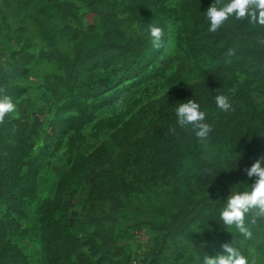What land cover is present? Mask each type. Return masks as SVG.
Wrapping results in <instances>:
<instances>
[{"label": "rangeland", "instance_id": "374dc122", "mask_svg": "<svg viewBox=\"0 0 264 264\" xmlns=\"http://www.w3.org/2000/svg\"><path fill=\"white\" fill-rule=\"evenodd\" d=\"M71 1L77 6L76 14L62 23L67 22L78 30L82 43L97 38L98 44L104 47L114 46L111 54L105 56L99 45L79 51V46L75 47L77 39L69 36H57L50 44L31 17L35 1L0 0V87L6 90L4 94L13 97L16 105V111L6 120L21 118L17 103L23 100L29 124H35L30 138L31 156L44 146L33 194L17 199L0 196V218L10 241L21 249L29 264H47L40 230L41 208L50 204L60 175L69 168L76 154H88L106 140L113 146L111 155L76 180L65 196L71 202L67 210L72 219L71 234L77 240V251L83 255L85 264H202L205 255L222 253L225 243H232L243 255L255 257L257 264H264V250L260 248L264 241L262 221L252 229L255 238L247 239L246 243L238 242L236 238L241 234L234 227L224 228L220 213L211 212L196 218L184 234L174 239L162 237L166 230L163 224L170 222L194 183L200 164L204 161L226 163L241 149V140L211 138L205 147L197 141L194 132L177 125L174 108L170 113L143 119L136 135L124 147H117L111 141L112 134L123 129L131 117L140 118L138 111L143 104L201 78L184 26L182 0L154 4L152 14L144 19L136 18L121 0ZM107 10L113 13L121 36L109 43L102 39L99 19V14ZM235 22L230 19L216 34L230 36ZM147 24L164 29L165 40L169 42L167 52L153 48L145 31ZM52 48L61 50L64 59L56 61L49 57L47 53ZM230 49L235 55L227 54ZM96 53L101 57L84 66L89 55ZM222 55L236 66L232 85L222 93L229 97L234 110L222 112L216 103L200 110L206 113V122L212 127L219 123L229 129L242 120L245 125L258 126L261 133L253 137L258 159L264 154V74H252L235 46L225 49ZM137 57L143 64L142 70L118 85L123 89L115 100L91 107L93 98L83 96L65 106L68 110L56 115L53 126L54 114L65 95L61 93L57 76L71 80L80 71L100 76ZM167 57L170 60L163 75L140 76L144 71L157 69ZM75 66H79L76 71ZM23 69L24 74H20L19 70ZM82 110H86L88 120L80 129L74 130L64 120L59 123L68 114ZM36 112L42 117L37 123ZM100 120L102 124L95 125ZM173 128L175 132L171 131ZM13 132L8 135L11 143ZM171 151L173 171L158 169L159 156ZM252 183L254 178L246 176L240 182H219L206 192L227 198L230 192L248 191ZM226 234L232 236L221 239Z\"/></svg>", "mask_w": 264, "mask_h": 264}, {"label": "trees", "instance_id": "16d2710c", "mask_svg": "<svg viewBox=\"0 0 264 264\" xmlns=\"http://www.w3.org/2000/svg\"><path fill=\"white\" fill-rule=\"evenodd\" d=\"M35 1L32 19L37 23L39 32L48 43H54L57 36H69L77 39L75 44L79 51L88 50L92 45L103 47L105 56L111 54L115 47H104L98 44V39H88L83 43L78 30L71 24L64 22L67 17L76 14L75 3L71 0H26V3ZM165 0H121L122 5L138 19L147 18L152 14V6ZM214 0H182V13L184 26L190 41L194 64L198 69L201 78L184 86L173 88L155 100L143 104L139 108V117L133 116L123 129L114 132L111 141L117 147L127 145L132 137L136 135L142 120L154 115L170 113L179 103L193 99L200 107H208L215 104V97L221 95L233 83L236 77V66L229 63L222 55L225 49L235 46L242 53L243 61L252 74H264V26H252L247 21H236L230 36H220V33L208 32L209 23L205 13ZM114 15L110 10L99 14L102 39L106 43L117 41L121 38L114 22ZM59 18L60 22H52ZM222 33V32H221ZM225 40V43L222 41ZM56 61L63 60L64 53L52 48L47 53ZM101 57V54H90L89 60L84 66L91 64ZM170 58L167 57L162 65L149 72H142L140 76L155 77L163 75L165 67ZM79 66L74 67V71ZM143 68L140 57L118 64L104 75L94 76L77 72L71 80L62 76L58 82L62 85L61 93L63 102L58 105L53 117L52 124L56 122V115L65 111V106L73 104L81 97H92L89 106L108 103L115 100L123 89L118 86L124 80L137 75ZM73 71V72H74ZM24 74V69L19 70ZM12 100L13 97L11 96ZM23 100L17 103V112L21 118H8L0 128V196L6 199H17L33 194L38 164L42 158L43 147L40 152L31 156L30 150L31 135L34 133L35 124H29L27 119L28 110L23 105ZM26 102V100H25ZM66 107V108H68ZM86 110L80 113H70L61 121H65L74 130L80 129L88 120ZM35 123L38 118L35 117ZM57 123V125L59 124ZM102 124V120L95 125ZM264 124V122H263ZM14 128V129H13ZM13 132V142L8 141V135ZM260 128L254 125H245L242 120L238 125L228 129L225 125L216 123L210 134L211 138H224L225 140H241L243 145L235 157L226 163L219 161H204L200 164L196 179L188 188L178 209L171 217L170 222L164 223L166 228L162 237L174 239L184 234L192 222L205 212L220 213L226 206L227 198L212 191L206 192L210 186L214 187L219 182H240L246 178L244 168L250 167L258 157L257 145L253 137L260 134ZM179 146L176 145V150ZM113 151V146L106 140L98 144L90 153H78L71 165L59 177L53 199L50 204L41 208L40 230L45 249L47 264H85L82 254L78 253L77 240L71 234L72 219L68 215V208L71 206L69 199L65 200L73 183L81 176L87 175L101 163L105 162ZM167 152H170L167 150ZM170 154L164 153L159 156L157 168L164 172H172L173 165L170 161ZM210 169V173L204 170ZM11 209H17L11 206ZM264 223V221H262ZM232 235L226 234L221 239H227ZM252 238H255L252 236ZM220 239V238H219ZM239 243H246L247 239L240 235L237 237ZM261 249L264 250V241ZM75 255V257H74ZM0 264H29L27 257L21 249L7 236L5 225L0 218Z\"/></svg>", "mask_w": 264, "mask_h": 264}, {"label": "clouds", "instance_id": "9594fccd", "mask_svg": "<svg viewBox=\"0 0 264 264\" xmlns=\"http://www.w3.org/2000/svg\"><path fill=\"white\" fill-rule=\"evenodd\" d=\"M205 16L209 23L208 32L216 33L230 19L247 21L252 26H264V0H214L207 8ZM147 31L153 48L168 51V41L165 40L163 28L147 24ZM264 44V39L260 41ZM229 56L235 55L230 49ZM5 89L0 87V126L4 125L6 117L16 111V105ZM215 103L219 110L225 113L233 111V105L227 95H217ZM177 125L184 130L194 132L197 141L208 146L213 131L211 124L206 122V113L200 110V105L193 99L179 103L175 108ZM175 132V128L171 129ZM210 173V169L204 170ZM247 177L254 178V183L248 186V191H235L227 197L226 206L220 212V220L226 230L235 228L246 239L253 236V227L264 221V154L260 155L250 167L243 170ZM223 252L214 256L205 255L202 264H257L255 257L249 258L234 247L233 244L222 245Z\"/></svg>", "mask_w": 264, "mask_h": 264}, {"label": "built area", "instance_id": "2783aa9c", "mask_svg": "<svg viewBox=\"0 0 264 264\" xmlns=\"http://www.w3.org/2000/svg\"><path fill=\"white\" fill-rule=\"evenodd\" d=\"M34 115L36 116V118H38V120H41L42 119L41 114H39V113L36 112Z\"/></svg>", "mask_w": 264, "mask_h": 264}]
</instances>
